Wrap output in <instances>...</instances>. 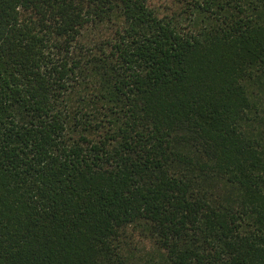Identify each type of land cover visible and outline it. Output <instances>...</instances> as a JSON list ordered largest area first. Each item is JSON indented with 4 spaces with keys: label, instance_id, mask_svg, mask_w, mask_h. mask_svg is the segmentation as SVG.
I'll return each mask as SVG.
<instances>
[{
    "label": "trees",
    "instance_id": "trees-1",
    "mask_svg": "<svg viewBox=\"0 0 264 264\" xmlns=\"http://www.w3.org/2000/svg\"><path fill=\"white\" fill-rule=\"evenodd\" d=\"M0 264H264V0H0Z\"/></svg>",
    "mask_w": 264,
    "mask_h": 264
},
{
    "label": "rangeland",
    "instance_id": "rangeland-1",
    "mask_svg": "<svg viewBox=\"0 0 264 264\" xmlns=\"http://www.w3.org/2000/svg\"><path fill=\"white\" fill-rule=\"evenodd\" d=\"M155 2L164 3V0H154ZM169 3V2H168Z\"/></svg>",
    "mask_w": 264,
    "mask_h": 264
}]
</instances>
